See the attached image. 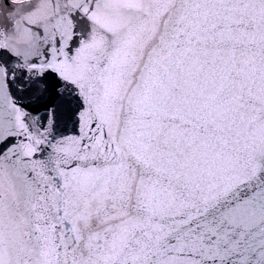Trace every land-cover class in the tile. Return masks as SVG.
Instances as JSON below:
<instances>
[{
  "label": "snow or ice",
  "instance_id": "obj_1",
  "mask_svg": "<svg viewBox=\"0 0 264 264\" xmlns=\"http://www.w3.org/2000/svg\"><path fill=\"white\" fill-rule=\"evenodd\" d=\"M0 264H264V0H0Z\"/></svg>",
  "mask_w": 264,
  "mask_h": 264
}]
</instances>
